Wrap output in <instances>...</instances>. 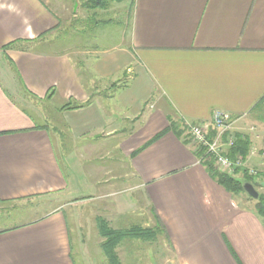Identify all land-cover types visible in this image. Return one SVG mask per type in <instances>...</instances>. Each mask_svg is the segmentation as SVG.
<instances>
[{"label":"crops","instance_id":"obj_1","mask_svg":"<svg viewBox=\"0 0 264 264\" xmlns=\"http://www.w3.org/2000/svg\"><path fill=\"white\" fill-rule=\"evenodd\" d=\"M124 1L111 4L125 22L122 39L107 45L98 32L96 44L72 46L56 45L54 36L59 17L77 12L66 1L57 8L45 0H0V212L32 198L54 200L20 223L0 218V264H109L98 220L153 232L122 237L113 247L118 264H264V215L245 194L216 183L186 132L171 128L210 123L221 109L239 133L252 123L250 133L264 134V0ZM88 11L87 18L98 10ZM121 70L138 81L137 96L129 87L104 96L90 90L87 77L112 90ZM67 102L84 105L63 109ZM47 107L67 132L65 160L63 134L41 123ZM85 134L116 138L125 163L84 167L74 139ZM253 145L258 158L245 164L260 172L256 182L264 187V140ZM114 148L85 144L96 156ZM72 166L88 173L84 186L93 193L68 199ZM78 204L94 205L95 215L78 213ZM142 210L145 217L135 221ZM90 218L94 227L86 229Z\"/></svg>","mask_w":264,"mask_h":264},{"label":"rangeland","instance_id":"obj_2","mask_svg":"<svg viewBox=\"0 0 264 264\" xmlns=\"http://www.w3.org/2000/svg\"><path fill=\"white\" fill-rule=\"evenodd\" d=\"M45 1L50 7H57V8H58V6H60V4L62 2L66 1V4L68 6H70V9L72 6V10L74 11L75 3L73 2V0H71V3H70V0H45ZM72 2H73V5H72ZM78 2L80 3V5L76 8L77 12L72 13V15H70V13H67L69 16H71V18L67 17L68 18V20H67L65 18V15H61L59 17L60 18V24L56 28V31L54 32L56 45L58 44V42L63 43V40H68L70 43H72L71 44L72 46H79L78 44L83 43L84 41L86 42V43L84 42V44H87V45L90 43L96 44L97 41H100V38H101L100 37V38L96 39L98 32L104 33V35L107 36V41H108L107 45H113L114 41H118V40L122 39V35H121L122 32L121 31H122V29L124 30V28L126 26L124 24L125 22L123 21V16L121 15V12L120 13L113 12L114 9H111V4L113 2L109 3V5L106 7L107 9H106V11H104V13H100L101 12V11L99 12L100 9H89L88 12L97 11V10L98 11L96 14L94 13L93 15H90L88 13L87 14L88 18L86 17V14L84 12V9L86 7L83 5V2H85V0H78ZM124 2L126 3V1H124ZM86 9L88 10V8H86ZM107 18L109 19L108 24H105L107 22H103L104 23L103 24L102 19H107ZM101 35L102 34H100L98 36H101ZM108 38H110V39H108ZM62 43H60V44H62ZM115 79H117L116 83H115V88L111 90L110 88L109 89L105 88L106 84H104L103 81L99 82L97 80H93L96 83L92 84L91 77H87L88 82H90L89 88L95 95H97V94L99 96L113 95L114 93L115 94L118 93V91L120 89H123V88L125 89L126 87L130 88L129 92L131 95H132V93H134L135 96L138 95L139 89L136 88L138 81H136L133 74H128V73L124 74V70H121L119 76L117 75ZM109 101L112 103V100L109 99ZM109 101H107V102H109ZM148 103L149 102L147 100V104ZM260 107H261L260 108L261 111H263V114H264V103ZM45 111H46V115H44L45 118L42 120L43 122H41V123L48 125V127L49 126L52 127L53 125H55V127H53V129H55L57 134H58V132L60 134H63L62 139L60 138L61 148L59 150V153L62 157V160H65L66 159V157H65L66 153H65L64 145H65V147H67V145H68V144H65V142H66L65 135L67 132L62 128L61 124L58 123L61 120L60 116L57 115L58 113H55L53 115V113H50V110L48 109V107L46 108ZM47 113H50V115H48ZM57 123L59 124L58 126H56ZM182 124L186 125V122H183ZM183 128L185 129V127H183ZM236 129L233 127V124H232L230 127V130L228 132H225L220 137L222 139V141L224 142L226 140V137L228 135H231V137L233 138V142H234L235 137L233 136V133H235V132H233V131H236V133H239L238 130H241V129H237V130ZM254 129H255V127L253 126V124L248 123L246 126L247 132L245 130H243L244 132L242 134L240 133L243 136H245L246 134H248V135L252 134L253 138H251V137L249 138L246 136L248 138V141H249L248 155L246 158H243L241 155L238 154L234 158V160H236V159L242 160V164H240V166L235 167L234 171L237 169H239V171L240 170L242 171L245 169V170H247L248 174H250V172H249L250 169H253L254 173L252 175L256 176V175H258L257 170L255 168L250 167L249 165L245 164L248 156H251V157L256 156L258 158L257 154L255 153V151H257L258 148H256L253 145V140H258V142L259 141L261 142L262 140H264V134L255 135V133H250V132H253ZM185 132H186V129H185ZM96 141L99 144L100 143L103 144L104 150H106V147L109 149L114 148L113 144L116 142V138H105L102 141L101 140H92L89 138L88 135L85 134L83 136L78 137L77 139H74V149L77 150L78 155H81V157H82L81 162H82L84 167L88 168L92 164H109V165L117 164V165L122 166L125 163V158L122 156L123 154L118 153L117 149H115V148L112 151H110V153H105V154H102L101 156L100 155L96 156V154L92 155L91 153L87 152L85 150V144L93 143V142L95 143ZM222 144H223L222 149L224 148V146H227L225 143H222ZM71 147H73V145ZM251 150H254V153H253L254 155L253 154L251 155V153H252ZM77 152L74 151V153H73L74 156H76V157H77ZM223 152H224V150H223ZM224 154H225V152H224ZM71 156H73V155H71ZM73 160H74V162H76L77 159L72 158V162H73ZM72 170L74 171V174H75V175L73 174V176H76V177H75V181L73 182L72 190L70 192L68 199H79L80 197H82L84 195L93 193L91 191L90 186H88V187L84 186V182H85V178H86L85 173L87 175H88V173L86 171H84V173L83 172L80 173V170L76 169L75 167H73ZM82 174H84V175H82ZM239 176H240V174H239ZM256 178H254V186H255V188L258 189V193L264 195V187L259 186V184L256 182ZM117 182L122 184L123 181H117ZM233 196L238 197V194L233 195ZM243 196H244V198H246L245 195H243ZM246 199L252 205L255 204L254 199L253 200L248 199V198H246ZM58 202L59 201H56L55 203H58ZM53 204H54V200L53 201L48 200L47 197H37L36 199L32 198V199H28L26 201L14 202L12 204L7 205V207L9 206L8 208H10V206L14 205L13 208H10L8 210L5 209L4 211L0 212V214H1L0 218H1V220L7 222L8 225H14V224L20 223V222H22V221H24L30 217L35 216L38 213H41L44 209L45 210L48 209ZM93 206L94 205H92V207L86 206L85 208H81V206L78 204L77 205L78 213H79V211H82L86 215L88 214V216H91L92 214L95 215L96 212H95V208ZM143 212H145V211L142 210L141 213H135V215H136L135 221L138 222L139 220H142L145 217ZM89 221H90V223H87V225L85 226L86 229L89 225H93V223H95V221L92 220L91 218ZM80 226L83 228V223H80ZM92 227H94V225ZM86 229L83 231H88ZM93 231H94V229H91V233H90V231H88L89 234H87V236H91V238H96L95 231L94 232ZM101 237H103V236H101ZM103 240H104V237L101 241H103ZM119 240H121V239H119ZM137 242H142V241L137 240ZM100 243H101L100 245L102 246V242H100ZM105 256H106V253H105ZM106 261H108V258H106Z\"/></svg>","mask_w":264,"mask_h":264},{"label":"trees","instance_id":"obj_3","mask_svg":"<svg viewBox=\"0 0 264 264\" xmlns=\"http://www.w3.org/2000/svg\"><path fill=\"white\" fill-rule=\"evenodd\" d=\"M121 1L123 0H85V2H83V5L88 9H103V8H106L111 2H121ZM82 105L84 104L76 103V102H72V103L67 102L62 106V108L70 109V108L80 107ZM176 125L177 124L175 123H171L172 130L177 135L182 134L183 131H185L186 129V128L185 129L183 128L185 127V125L182 124L183 126L182 128H177L179 126L178 125L176 126ZM209 134L210 136L215 134L214 128H211ZM159 135L160 134H157L154 137V139L159 137ZM233 136L235 137L234 142L231 146H228L226 151H224L225 155L229 157L230 159H234L238 154L241 155L243 158H246L248 155V151H249L248 138L246 136L241 135L240 133H233ZM195 154L198 156H204V153H202V151L196 152ZM201 163L203 164V166L205 167V169L207 170L211 178L215 180V182L218 183L220 186H222L227 192H229L232 195L245 194L246 198L252 199V200L254 199L255 210L260 215H264V195L258 193L257 198H253L249 196L243 189L244 182H250L254 186V178H255L254 175L248 174L247 170L245 169L242 171L241 170L239 171V169H237L232 174L221 172L213 166L212 160L208 157H205V159L202 160ZM259 173L257 176L260 175ZM97 224L99 227L100 235L104 237V240L102 241V248L104 249L107 255V258H108V262L110 264H118L115 253L113 251V247L118 242V240L121 239L122 237H125V236L144 237L146 236L147 238H150L151 236H148V234H152L153 236V232L149 229H141L138 227H132L128 230L126 229L116 230V229L109 228L107 224L102 220H98Z\"/></svg>","mask_w":264,"mask_h":264},{"label":"built area","instance_id":"obj_4","mask_svg":"<svg viewBox=\"0 0 264 264\" xmlns=\"http://www.w3.org/2000/svg\"><path fill=\"white\" fill-rule=\"evenodd\" d=\"M231 115L224 110L215 109L210 118V123L204 121H193L186 122V136L188 138L189 144L193 147V151L204 153V156H198V161L201 162L208 157L212 160L214 167L228 174L234 172V168L242 164V160H234L227 157L222 149V143L227 146L233 144V138L231 135L226 137L223 142L220 138L225 132L230 130L232 125ZM214 128L215 134L210 136V130ZM250 174L254 173L253 169H250Z\"/></svg>","mask_w":264,"mask_h":264},{"label":"water","instance_id":"obj_5","mask_svg":"<svg viewBox=\"0 0 264 264\" xmlns=\"http://www.w3.org/2000/svg\"><path fill=\"white\" fill-rule=\"evenodd\" d=\"M74 3H75V5H74V10H76V8H77V2L74 1ZM243 189L245 190V192H246L249 196H251V197H253V198H257V196H258V191L255 189V187L253 186L252 183H250V182H244V183H243Z\"/></svg>","mask_w":264,"mask_h":264}]
</instances>
